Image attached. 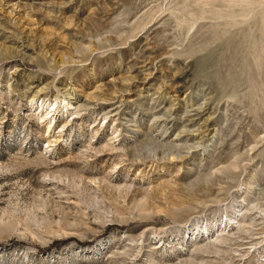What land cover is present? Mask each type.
Returning a JSON list of instances; mask_svg holds the SVG:
<instances>
[{"label": "rangeland", "instance_id": "374dc122", "mask_svg": "<svg viewBox=\"0 0 264 264\" xmlns=\"http://www.w3.org/2000/svg\"><path fill=\"white\" fill-rule=\"evenodd\" d=\"M0 264H264V0H0Z\"/></svg>", "mask_w": 264, "mask_h": 264}, {"label": "bare ground", "instance_id": "6f19581e", "mask_svg": "<svg viewBox=\"0 0 264 264\" xmlns=\"http://www.w3.org/2000/svg\"><path fill=\"white\" fill-rule=\"evenodd\" d=\"M38 94V93H37ZM37 94L34 96V98L37 96Z\"/></svg>", "mask_w": 264, "mask_h": 264}]
</instances>
